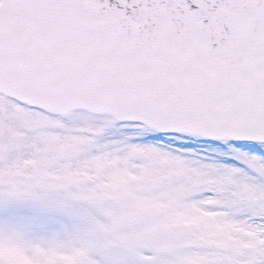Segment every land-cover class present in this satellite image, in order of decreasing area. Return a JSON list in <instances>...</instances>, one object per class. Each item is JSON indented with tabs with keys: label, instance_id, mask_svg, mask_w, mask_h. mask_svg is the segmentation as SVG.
I'll use <instances>...</instances> for the list:
<instances>
[{
	"label": "snow or ice",
	"instance_id": "obj_1",
	"mask_svg": "<svg viewBox=\"0 0 264 264\" xmlns=\"http://www.w3.org/2000/svg\"><path fill=\"white\" fill-rule=\"evenodd\" d=\"M0 264H264V0H0Z\"/></svg>",
	"mask_w": 264,
	"mask_h": 264
}]
</instances>
